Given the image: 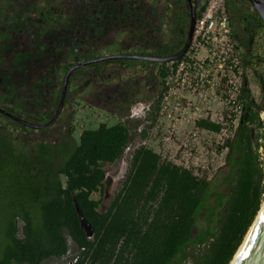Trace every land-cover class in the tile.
I'll return each mask as SVG.
<instances>
[{
	"label": "trees",
	"instance_id": "1",
	"mask_svg": "<svg viewBox=\"0 0 264 264\" xmlns=\"http://www.w3.org/2000/svg\"><path fill=\"white\" fill-rule=\"evenodd\" d=\"M8 29L0 24V86L24 94L31 83H22L18 72L23 64L25 72L33 68L27 58L32 48L28 38ZM158 75L164 86L166 64ZM162 93L144 120H129V109L140 101L130 99L119 123L83 130L77 141L21 143L0 131V264H42L71 249L74 264H230L264 204L257 143L264 108L241 87L218 120L194 122L213 134L228 132L216 147L217 153L226 149L228 169V187L219 191L220 172L212 182L203 168L179 164L144 144ZM127 153L125 177L101 209L104 167ZM73 201L94 230L90 240Z\"/></svg>",
	"mask_w": 264,
	"mask_h": 264
},
{
	"label": "flooded vegetation",
	"instance_id": "2",
	"mask_svg": "<svg viewBox=\"0 0 264 264\" xmlns=\"http://www.w3.org/2000/svg\"><path fill=\"white\" fill-rule=\"evenodd\" d=\"M195 1L0 0V24L12 32L16 29L17 34L28 38L32 48L27 58L33 68L25 72L27 67L23 64L18 72L21 82L31 83V86L28 92L15 95H28L30 104L36 103L31 121L26 114L28 106L0 104V108L32 125H44L53 120L47 128L34 129L0 114V121L11 128L0 125V131L23 133L25 138L13 136L21 143L77 141L83 130L76 134L71 125L65 126L69 124L74 105L79 107V102L94 105L119 118L125 114L128 100L149 93L152 70L160 80L158 89L155 85L153 90L157 96L163 91V81L158 75L161 65L166 64L168 68L182 58L191 41L183 56L171 62L130 56H176L185 46ZM205 2L197 6L195 21ZM224 2L242 72V66L258 57L254 49L264 34V23L248 0ZM113 56L121 57L103 60ZM83 63L72 71L63 89L66 72ZM242 87L249 91L244 78ZM45 89L43 98H35L37 90ZM59 106V114L54 118ZM38 134L40 136L33 138Z\"/></svg>",
	"mask_w": 264,
	"mask_h": 264
},
{
	"label": "rangeland",
	"instance_id": "3",
	"mask_svg": "<svg viewBox=\"0 0 264 264\" xmlns=\"http://www.w3.org/2000/svg\"><path fill=\"white\" fill-rule=\"evenodd\" d=\"M254 53L257 54L258 57H255L251 63L242 66L241 77L247 80L249 90L248 94L250 98L254 100L257 106L259 105L264 108V34L259 37L258 44L254 49ZM152 74L153 79L148 84L150 89L147 92L149 93L142 94L140 98H138L140 101L129 109V120H144L146 113L148 112L147 107L149 108V104L156 98L155 94H153V90L155 85L158 89L160 80L156 76V71L152 70ZM215 91L221 99V103L216 104V111L210 117L213 121H216L221 117V110L223 107V110H230L228 108V104L224 100L226 93V85L224 82L218 81L215 85ZM46 92V89L37 90L35 93V98H43L46 95ZM15 94L19 93H17L14 88L0 86V104L8 106L15 105L23 108L28 106L29 110H27L26 114L31 121L35 112V110H33V106L36 103L33 101V103L30 104V101H28V95L19 97ZM78 106L79 107H76L74 105V111L68 118L69 124L66 123L65 126L67 127L71 125L74 128L76 134L86 129L94 130L100 124L113 126L120 121L117 116L111 115L110 112L98 109L96 106L86 102H79ZM259 118L262 122V128L257 131V135H259L257 143L259 145L258 152L260 154L261 167L264 170V112L260 113ZM132 124L133 123H131V126ZM144 124L146 123L144 122ZM235 124H237V121H235ZM0 125H4L6 128L11 129L5 122L0 121ZM178 129L179 130L177 132H174L173 129L163 128V122L159 121L158 115V119L153 128L149 131L148 137L144 141V144L151 147L156 152L161 153L164 157L179 164L192 167L194 169L203 168V171L207 177L212 180V182H215L218 179L217 176L220 172L219 179L221 181L216 188L219 191H225L228 187V183L225 181V177L228 174V169L225 163L226 151L224 150L221 153H217L216 147L222 144L223 140L228 135V132L223 130L220 134H213L202 129L197 130V128H194L193 125L179 127ZM9 135L25 138L21 132L9 133ZM38 136L40 135H33V138ZM138 142L139 140H136V143ZM20 146V144H17L16 148H19ZM127 157L128 153L118 164L106 165L104 167L112 181L110 183L112 194L107 197H104L103 195L101 209H104L108 205L114 190L119 185V182L125 177ZM74 254H76V252L71 249L65 258L60 260L49 259L44 261L42 264H69V262L72 261Z\"/></svg>",
	"mask_w": 264,
	"mask_h": 264
},
{
	"label": "built area",
	"instance_id": "4",
	"mask_svg": "<svg viewBox=\"0 0 264 264\" xmlns=\"http://www.w3.org/2000/svg\"><path fill=\"white\" fill-rule=\"evenodd\" d=\"M241 75L240 59L232 38L225 2L206 0L196 18L187 53L168 67L158 113L159 121L177 119L178 115L189 109V103H184L188 102L185 95L201 100L208 95L221 100L215 91L218 81L226 85L225 102L234 104L242 87ZM193 109V112L201 111L197 106ZM233 111L238 115L237 108Z\"/></svg>",
	"mask_w": 264,
	"mask_h": 264
},
{
	"label": "water",
	"instance_id": "5",
	"mask_svg": "<svg viewBox=\"0 0 264 264\" xmlns=\"http://www.w3.org/2000/svg\"><path fill=\"white\" fill-rule=\"evenodd\" d=\"M203 0H196L195 4L192 6V16H191V21H190V28L188 31L187 39L184 48L174 57L171 58H156V57H140V56H130L131 58L134 59H145L148 61L152 62H171L175 61L177 58H180L183 56V54L187 51V48L189 46V43L192 38L193 34V28L195 24V10L197 6L202 2ZM253 8L255 9L256 13L258 16L261 18L262 22L264 23V0H248ZM120 58L121 56H113V57H108V58H103V60L106 59H115V58ZM129 57V58H130ZM91 63V62H89ZM80 64L77 66H74L70 68L65 76H64V85L63 89L66 87V83L68 81V78L72 71L79 67L84 65ZM62 102H60L61 105ZM60 106L57 109V112L54 116V118L57 117L59 114ZM0 114L3 116H6L10 118L11 120L28 125L29 127H32L34 129H44L47 128L49 125H51L52 121L44 124V125H32L27 122H24L20 120L19 118L11 115L10 113H7L3 109L0 108ZM53 118V119H54ZM111 179L109 178L108 173H105V180H104V197H107L112 194L110 183ZM74 206H75V211L78 217L79 225L80 228L84 231L86 237L88 240L92 239L94 230L92 226L87 222V220L83 217L78 205L76 204L75 201H73ZM69 264H74L72 261L69 262ZM230 264H264V204L261 206L254 222L252 223L251 227L249 228L246 236L244 237L243 242L241 243L240 247L238 248L237 252L235 253L233 259L231 260Z\"/></svg>",
	"mask_w": 264,
	"mask_h": 264
},
{
	"label": "crops",
	"instance_id": "6",
	"mask_svg": "<svg viewBox=\"0 0 264 264\" xmlns=\"http://www.w3.org/2000/svg\"><path fill=\"white\" fill-rule=\"evenodd\" d=\"M185 99H187L189 103L190 108L185 110L183 114L178 115L177 119L174 120H168L163 119V128L167 129H173L174 132H177L179 127H186V126H194V122L199 118H210L213 113H215L216 104H220L221 101L219 99H214V97H209L207 95L206 99L201 100V98H197L190 95H185ZM194 106H197L201 109L200 112H193ZM224 107L221 111H223ZM219 113V112H218ZM190 117L188 121H186ZM211 119V118H210ZM212 120V119H211ZM195 128V126H194ZM199 130V129H197Z\"/></svg>",
	"mask_w": 264,
	"mask_h": 264
}]
</instances>
